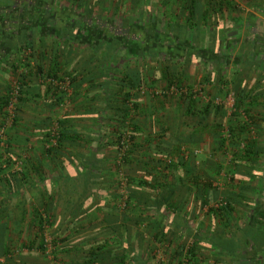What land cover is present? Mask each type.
Returning <instances> with one entry per match:
<instances>
[{
    "label": "trees",
    "instance_id": "obj_1",
    "mask_svg": "<svg viewBox=\"0 0 264 264\" xmlns=\"http://www.w3.org/2000/svg\"><path fill=\"white\" fill-rule=\"evenodd\" d=\"M23 1L20 4L16 1L11 2L12 7L20 13L11 17L5 14L10 5L0 2V38L8 37L7 34L12 37L13 31L15 34L20 28L26 30L19 40L16 39L13 53L6 54L1 60L2 64L9 68L11 81L15 83L17 90L15 113L10 128L16 121L18 107L26 100V94L30 95L32 88L30 86L35 77L48 80L43 85L46 95L49 94L55 99L53 104L60 107L66 100L64 96L67 95L69 103L76 102L77 106L82 108L81 115L77 117L73 115L72 118L62 117L55 127L53 125L47 127L46 143L53 141L54 144L44 150L47 157L46 165L54 172L52 186L59 192L56 196L57 202L53 196H48L39 210L32 209L33 227L39 241L36 249L41 254L46 251L45 232L52 230L53 227L62 233L67 231L69 235H74L83 231L85 226L93 235L84 237L82 241L68 248L59 249L57 238L52 240L55 250L51 253L55 254L53 258H56L58 263L62 262L61 259L72 257L70 264H154L149 259V248L165 245L169 248L166 253L167 262H170L168 264H204L205 257L198 253L204 248L202 244L208 245V250L213 253H230L229 238L235 239L237 228L243 236L261 242L264 237L262 232L253 235L250 229L248 233L247 229L231 227L230 220L237 222L234 215L236 206L233 202L240 199L237 198L238 195L232 197L231 193L223 196L220 205L207 210L208 214L222 222L221 227L228 237L226 238L228 241L223 245L214 244L209 240L205 242L199 224L195 226V230L191 229L189 224L183 225L184 215L190 213V218L195 220L197 206L207 205L216 196H213L215 190L211 187V176L203 174L200 170L194 172L196 167L188 162V158L183 154L181 149L184 144L180 140L182 135L168 132L166 127L158 130L153 123L147 135V146L143 147L145 151L142 153V157L148 161L141 162V159H137V156H140L138 135L142 132L139 117L143 116L141 102L144 96L141 97V91L144 87L151 88L157 83L151 73L144 72L148 68L147 62L155 59L161 62L170 61L175 65L174 63L189 61L196 65L197 60L204 57L207 60L206 64L215 63L216 61L210 60L214 32L210 30L209 16H212V12L213 15L220 13L222 6L229 4L228 1L206 0V4L210 5L208 10L203 9L199 0H179L186 3L184 8L187 15L180 17L177 14L172 26L164 24L162 28L150 25L149 21L152 20L150 17V20L145 21L147 23L141 22L140 15L138 18L134 16L120 21L95 16L92 7L88 5L89 0H64L67 6L63 8H59L52 0H36L35 3L31 0ZM166 1L164 3H167ZM95 2L99 6L103 3L108 4L104 9L110 6V0ZM131 2L134 3V0ZM74 9H79L81 14L76 13ZM35 34L39 35V40L47 34L51 38L48 55L42 50L32 51L31 45ZM187 34L191 40H186ZM223 39L225 42L226 37ZM220 43L219 64H222L225 61L226 45ZM32 53L38 59L34 64ZM244 59L246 60L245 57ZM253 60L251 58L249 61L252 63ZM178 77L179 75L171 72L167 66L163 67L160 78L167 90L171 85L180 84ZM66 82L67 88L63 90L62 86ZM9 88L5 93H0V115L3 121L7 116L6 108L10 100ZM68 89L71 91L70 94L67 92ZM197 102L192 96L180 95L175 104L178 111L182 103L186 104V112L199 119L197 125H201L204 131H207L206 120L210 113L206 106L202 110H197ZM250 102L251 105L256 104L251 98ZM162 104L163 110L164 103L159 102V105ZM212 114L216 119V116L223 115V111L215 109ZM247 127V124L243 125L241 132L248 133ZM195 134L186 137L196 136ZM6 135L9 136L8 130ZM108 136L112 137L111 144L114 147L112 151L108 148L110 147ZM125 137L128 140V148L124 151L122 160L118 161L117 153ZM255 146L257 143L254 140L245 142L237 157L258 160L261 154L256 151ZM12 147L9 139L6 141V147L0 149L6 150L10 155L14 152L11 150ZM113 153L118 166L122 165L125 170L133 165L154 170L152 180L132 179L121 172L126 178L125 185L128 186L123 196L120 193L119 178L117 181L102 179L105 174L101 172L106 167L108 169L109 162L111 164L110 155ZM149 153L158 158H151ZM205 163L213 164L206 159L205 162H201V169ZM1 164L10 165L8 158H4V153L0 154V167ZM68 166L74 170L73 175L66 171ZM32 170L34 173L40 170L42 172L43 166L35 164ZM26 171L23 165L20 172H13V182L16 186L21 187L22 180L18 175H24ZM29 182L30 186H35L33 180ZM40 182L45 181L41 178ZM107 198L116 202L123 199L122 209L111 205L105 208L101 201ZM96 199L99 201L96 202ZM55 203L63 205L60 211ZM188 205L192 206V209L189 213H184ZM57 218L59 222L55 226ZM168 221L173 227L167 223ZM175 231L181 234H178L181 236L180 239L175 238ZM231 231L234 234H231ZM123 232H128L129 240L124 239ZM186 236L193 237V241L189 247L180 248L177 242H181ZM65 240L62 239L63 242ZM232 245L235 249L237 242H233ZM180 256L185 260L182 263L179 262Z\"/></svg>",
    "mask_w": 264,
    "mask_h": 264
},
{
    "label": "crops",
    "instance_id": "obj_2",
    "mask_svg": "<svg viewBox=\"0 0 264 264\" xmlns=\"http://www.w3.org/2000/svg\"><path fill=\"white\" fill-rule=\"evenodd\" d=\"M15 1L19 4L24 2L23 0H0V2H6V4L8 5L11 2ZM241 1H246V3H259L264 5V0ZM10 9L11 10H7V12L5 13L6 16L11 17L20 14L17 9H14L12 7V5L10 6ZM20 27L21 25L19 24V28ZM11 31L12 30H10V32ZM18 31L19 32L15 31V34L13 31L12 37L6 33L8 37L5 36L3 38H0V93H5L9 85L11 86V84L13 83L11 81L12 75L9 73V68L2 64L1 60L6 54L13 53L16 47V39L19 40V38L23 36V32L26 30L20 28ZM38 36V34H35L33 36L34 39L31 45L33 47L32 51L42 50L46 55H48L50 46L49 44L52 41L51 38L47 34L39 40ZM5 42H8V44H6ZM1 44L3 45V47ZM22 56L24 57L25 53ZM33 56L34 57L32 59V64L38 61L37 57H35L34 54ZM218 56L219 57H217L216 60L221 61V56ZM18 58L20 59L21 57L19 56ZM252 63L249 61L248 65ZM47 82L48 80L43 77L34 78L30 86L32 87L30 95L26 94V100L21 103V106L18 107L16 111V121L11 128H8L10 143L13 146L11 150L16 152L15 156L17 158H20L19 160H21V163L18 162V164L22 165L23 163L27 171L24 174L25 176L18 175V177H21L20 179L22 180L20 182L21 187L16 186V183L13 182L14 174L12 171H10V167L12 164H10L7 173H0V264H46L49 260V257L54 259L53 256H55L54 253H51L52 250H55L52 243L53 239L57 238V242H59L57 247L59 249H62L68 248L69 246L82 241V239L88 235H93V232L87 227L80 233L74 235H69V232L67 231L62 233V231L53 227L52 230L48 231L50 236L48 245L46 243V234L44 236V242L46 243V252L48 254H51L50 256H47L48 260L46 262L42 258H40L39 261L40 255H37L38 250L36 249L39 241L35 236V229L33 227V210L37 208L39 210L43 203L47 200L48 196H53L55 198L54 200H56L57 202L56 196L59 192L54 186H52V177L55 176L54 172L48 169V165H46L47 157L44 150L50 145L54 144L53 142L46 143L45 135L47 133V127L48 125H53V127H55L54 125H56L57 121L63 119L66 116L72 118L73 115L77 117L78 115L82 114V108H79L76 102H68L69 106L67 108V111L65 113L61 112L60 107L62 106V104L60 107L56 104H53L55 99L50 97L49 94L46 95L45 93V86L43 84H46ZM259 88L260 89H255L256 92L252 94L257 97L258 101H256V104H258L259 106L251 108V114L255 115L253 116V120L254 124L256 125V133L258 134L257 139L253 140L257 143V146H255L256 151H258L261 155L257 158L258 160L254 161L247 157H237L235 159L233 177L236 180V185H234L233 189L230 192L232 197L238 195L237 198H240L239 200L233 202L236 206L235 212L244 214L245 217L244 220H239V222H237L236 224H234L233 220H230L231 227L233 229H235L236 227L242 228L243 230L247 229L246 231H248V233L250 230H252L253 235L260 232H262V235H264V84ZM142 96L143 95H141V97ZM193 99H195L194 96ZM184 103H182L180 111H178V106H176L175 103L169 105V107L164 104L167 107L163 108L164 112H160L159 114H154V110H158L159 108L160 110H162L163 104L159 105V108L156 106L142 107L141 112H143V116L139 117L142 132L138 135L140 144L138 150L141 157L137 156V159H141V162L148 161L147 158L142 157V153L143 151H145L143 147L147 146L146 140L147 135L150 131V127L154 123V125L156 124V129L158 130L162 127H166L168 129V132H174V134L180 136L182 135L180 140L181 143L184 144L181 149L183 151V154L188 158V162H193L194 167H196V171L200 170V164L202 162L203 155L200 149L202 145L206 146V133L201 125H197L199 119L193 118V116L186 112V104ZM261 105L263 106V108ZM198 106L201 105L198 103ZM198 110H200V107ZM79 112L81 113L79 114ZM1 122L2 119L0 115V123ZM179 132H181L182 134H179ZM196 132L197 134H195ZM199 132H201L202 135L199 136ZM193 134H195L196 136L189 138L186 137ZM150 140L151 138H149V142ZM149 156H151V158H158V156L151 153H149ZM13 158L15 157L13 156ZM67 161H69V159H67ZM35 164L42 165L43 171L41 172L40 170L38 171V173H34V171L32 170V166ZM142 164L143 163H140V165ZM150 165L153 164L150 163ZM137 169V171L140 173L139 175H141L140 178L146 180L145 177L147 176V174H150L148 171H145L146 168L137 167ZM66 171L70 175H73L74 170L71 168V166L66 167ZM41 178H43L45 182H40ZM30 180H33L35 182H32L33 185H35L34 187L30 186ZM150 180H152V178ZM242 191L245 193H243ZM252 193H254L255 195H251ZM244 196L245 199H243ZM109 200L110 199H105L101 201V204L105 208L109 207L110 205H116L115 207L120 210L122 209L115 203L116 201L111 200V202ZM95 201L98 202L99 200L96 199ZM56 204L57 203H55V205ZM57 205L58 211H60L63 205L59 203ZM198 206V209H196L195 211L197 215V218L195 220L190 218L189 212L191 211L192 206L188 205V207H186L184 213L188 212L189 214L187 216H183V225L187 226L189 224L191 229H194L195 226H198V221H200L199 226L204 232L203 236L205 238V242L209 240L214 244H224L225 241H228V239H226L228 237L223 232V229L221 227L222 222L219 221V219H215L214 217L212 224L210 220L206 222L207 215L204 216L203 214L204 208L200 209V205ZM261 206H263V208H260ZM200 213L202 214L198 215ZM172 216L173 214L171 213V218H173ZM58 218L55 222V226L59 222ZM167 223L171 227H173V225L170 224V221H168ZM211 228L213 229V231H210ZM218 228L219 231L216 232L217 230L215 229ZM214 231L215 233L213 234ZM232 231L231 234L233 233ZM234 238L237 241L231 237L229 238L230 240L228 243L230 244V253L214 252L212 254L214 258L213 264H264V237L261 242H256V240L254 241L252 237L250 238L249 236H243L237 228V231L234 234ZM62 239H66L65 242H63ZM233 242H237L235 249L232 248ZM47 246H49V251L47 249ZM54 260L57 262L56 258ZM71 260H73L72 257L62 259V264H70Z\"/></svg>",
    "mask_w": 264,
    "mask_h": 264
},
{
    "label": "rangeland",
    "instance_id": "obj_3",
    "mask_svg": "<svg viewBox=\"0 0 264 264\" xmlns=\"http://www.w3.org/2000/svg\"><path fill=\"white\" fill-rule=\"evenodd\" d=\"M35 1L36 0H31V2L33 3H35ZM164 1L165 0H134L133 3L131 2V0H110V6L106 9L104 8L108 4L103 3L99 6L97 2H95V0H89L88 5L92 7V10L94 11L93 15L112 18L114 19V21H116V19L120 21L122 19L124 20L134 16L138 18V16L140 15V21L143 23H147L145 21L150 20V17L152 20L149 21V24L152 26L154 25V27L156 28H162V25L164 24L167 26L171 25L174 21L173 19L177 14H179L180 17H185L187 15V11L184 8L186 3L184 1L167 0V3H164ZM199 1L200 5L203 6V9L207 8L208 10H210V7H208L209 4H206V0ZM227 1L229 4L223 5L220 13H216V15H213V12L211 13V11H209L212 14L211 17L209 16V19L211 20L209 21L210 30L214 32L212 46L213 49L210 60H215L216 62H210L206 64L205 62L207 60L203 56L202 59L201 57H198V64L196 65L189 63V61H185V63H174L175 65H173L170 61L161 62L156 61L155 59L149 60L147 62L148 68H146L144 72L146 74H148V72L151 73V76L156 79L155 81L157 83L153 84L151 88L144 87L141 92V94L144 96L143 102H141L142 107L144 105L145 107L156 106L159 108V102H163L169 107V105L175 103L180 95H188L192 97L194 96L195 100L198 101L197 110L199 109V107L200 110L204 109L205 106L208 108V112L210 114L209 116H207L206 120V125L208 126L206 127L207 131H205L206 146L202 145L200 151L203 154L202 161L205 162V160L207 159L213 162V164L210 165V163H205V166L202 169L200 168V172L202 171L203 174L211 176V187H213L215 190L213 192V196L216 197L207 205L203 207L200 206V209L204 208L203 214L204 216L207 215L206 222L210 220L211 224L213 223V216L208 214L209 211L207 212V210L210 209V207H216L220 205V201H222L223 196L227 193H230L234 185H236V180L233 177V169L235 166L234 161L237 156L240 155L245 142L257 139L258 134L256 133V125L254 124L253 120V116L255 115L251 114V108L258 107L259 105H251L250 98L252 100H255V102L258 101L257 97L252 94L256 92L255 89H260L259 87L261 85L263 86L264 84V36L262 34H259V37H256V30L260 28L258 27V25L262 23V20H264V5L259 3H246V1L241 0ZM52 2H54L59 8L67 6V3L64 0H52ZM10 6H7L9 10H11ZM85 6L86 5L84 4V7ZM113 6H116V8H114ZM74 10L76 11V13L81 14V11L79 9ZM201 24L202 21H200V25ZM189 34H187L188 38ZM224 36L226 37L225 42L223 39ZM188 38H186V40H191L190 38ZM220 42L226 45V49L224 50V58L227 62H224L222 64H219V61L216 60L217 57H219L218 55L221 44ZM199 55H201V52ZM244 57L246 58V60L244 59ZM251 58L254 59L253 63L248 65V62ZM165 66H167L169 70L174 74L179 75L178 79L180 84L178 86L171 85V88H173L175 91H171V88L167 90L165 87V83L160 78L161 71ZM20 72L21 70L18 71V74H20ZM14 84L15 83L13 82L11 86H9L11 88H9L10 92L15 87ZM62 87L63 90H66L67 82L63 84ZM67 92L70 94L71 91L68 89ZM64 97L66 98V100L60 107L61 112L63 113L67 111V108L69 106L67 95ZM243 97L244 99H242ZM198 103L201 106H198ZM167 106L164 105V108H166ZM215 109H220L221 111H223V115L216 116V119H214V116L212 114ZM160 112L163 113L164 110H160V108L158 110H154V114H159ZM2 122V124L5 123L3 120ZM246 124L248 126L247 128H249L248 133L241 132L242 126ZM8 128H10V126ZM8 140L9 136H7V141ZM107 140L110 144V147H108L109 151H112L114 149L111 144L112 137L108 136ZM52 142L53 141H50V143ZM2 153H4V158H8V162L12 164L10 167V171L20 172L21 167H23L24 164H18V162L21 163V160H19L20 158H17L15 156L16 152H12L10 155H8L6 150L0 149V154ZM110 153L112 152H109V154ZM13 156L15 158H13ZM109 160H111V164L109 162L108 169L106 167V169L101 172V174H105V177L102 178L103 181H117V179L119 178V172H122L127 177L132 179L140 178L141 175H139L140 173L137 171L138 169L136 166L133 165V167H130L127 170L123 169L122 165L118 166L114 153L110 155ZM190 163L193 162L191 161ZM9 166L10 165L6 166L1 164L0 173H7V171L9 170ZM146 170L150 174H147L145 179L146 181H151L150 177L155 173V171L151 169ZM214 170L215 173H213ZM194 171H196V169H194ZM124 187L126 190L128 189V186L124 185ZM115 188H117V185L115 186ZM107 199H110L109 201L112 200L111 198ZM115 203L121 207L123 199L118 200V203ZM201 214L202 213L198 215ZM235 218L237 222H239V220L245 219L244 214L241 213H236ZM199 222L200 221H198L197 225H200ZM237 222H234V224H236ZM128 229L130 230V228ZM215 230H219V228ZM210 231H213V229L211 228ZM128 232L122 233L124 239H130L127 236ZM175 233V238L180 239L181 234L177 231H175ZM45 234L47 241L46 243L48 245L50 241L49 232L46 231ZM201 234L203 235L204 232L202 231ZM182 239L183 240L181 242H177L178 246L180 245V248L181 246L185 248L189 247L191 245V242L193 241V237L190 236H186ZM202 245L204 248L202 247L203 249L198 253L205 257L206 262L204 264H213V252L211 250H208V245ZM219 245H223V243H220ZM47 249L49 251V246H47ZM168 249L169 248H167L165 245H157L156 248H149V259L151 260V263H170L167 262L168 255H166ZM37 252V255L41 256H39V261L40 258H42L45 262L48 260L47 256H50L51 254L45 253L46 251L43 252V254H41L39 251ZM60 261H62V259ZM182 261L184 262L185 260L183 256H180L179 262L182 263ZM48 262L46 264H50V262ZM54 264L58 263L54 260ZM59 264H62V262H60Z\"/></svg>",
    "mask_w": 264,
    "mask_h": 264
},
{
    "label": "built area",
    "instance_id": "obj_4",
    "mask_svg": "<svg viewBox=\"0 0 264 264\" xmlns=\"http://www.w3.org/2000/svg\"><path fill=\"white\" fill-rule=\"evenodd\" d=\"M171 91H175V90L173 88H171ZM16 97H17V90L14 87L11 91V94H10V100H9L8 107L6 108L7 116L4 119L5 123L2 124V126L0 127V147L1 148L6 147V141H7L6 132H7L8 127L11 125L12 120H13L15 105H16V101H17ZM127 142H128V140L125 137L122 140V142L120 143L121 145H120L119 150H118L119 152L117 153L118 161L122 160V158L124 156V151L128 148ZM118 176H119V180L121 183L120 193L124 196L126 193V189L124 187L125 182H126V178H124V175L121 172L118 174ZM45 253H47V252H45ZM49 261H50V264H54V260L51 257H49Z\"/></svg>",
    "mask_w": 264,
    "mask_h": 264
},
{
    "label": "flooded vegetation",
    "instance_id": "obj_5",
    "mask_svg": "<svg viewBox=\"0 0 264 264\" xmlns=\"http://www.w3.org/2000/svg\"><path fill=\"white\" fill-rule=\"evenodd\" d=\"M264 11V10H263ZM262 11V12H263ZM258 20V19H257ZM259 21V20H258ZM257 21V23H258ZM256 23V24H257ZM258 30H256L257 34H256V37H259V34H262L264 36V20H262V23L260 25H258ZM255 36V35H254ZM263 44H264V37H263Z\"/></svg>",
    "mask_w": 264,
    "mask_h": 264
},
{
    "label": "water",
    "instance_id": "obj_6",
    "mask_svg": "<svg viewBox=\"0 0 264 264\" xmlns=\"http://www.w3.org/2000/svg\"><path fill=\"white\" fill-rule=\"evenodd\" d=\"M234 34V33H233ZM229 35V34H228Z\"/></svg>",
    "mask_w": 264,
    "mask_h": 264
}]
</instances>
